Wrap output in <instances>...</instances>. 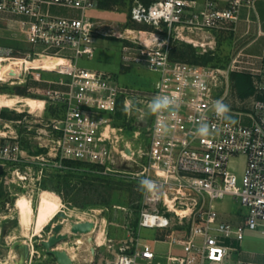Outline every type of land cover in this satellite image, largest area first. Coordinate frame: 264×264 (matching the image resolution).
<instances>
[{"label":"built area","instance_id":"1","mask_svg":"<svg viewBox=\"0 0 264 264\" xmlns=\"http://www.w3.org/2000/svg\"><path fill=\"white\" fill-rule=\"evenodd\" d=\"M50 5L78 9L81 16H52L43 10ZM93 6L94 0H0V15L21 16L9 22L20 25L30 44L44 46L34 52L36 55L45 52L66 60L60 69L45 70L66 76L57 81L66 89L43 90L45 100H42L63 109L45 120L28 121L24 116L23 122L29 130L33 124L39 125L36 132L40 138L44 136V144L40 146L59 161H82L112 171L118 160L144 158L136 174H144L156 187L148 192L139 225L168 230V238L183 251L180 255H167L166 264H228L231 249L224 245L223 238L241 240L243 229L264 234V52L256 66L237 40L230 62L222 68L172 60L169 51L176 41L202 51L213 49L216 34L233 35L241 7L253 8L254 0H131L130 25L146 28L128 26L120 31L92 21L87 11ZM101 35L127 40L128 44L122 46L125 66L142 63L158 72L152 91L128 89L119 85L110 73L76 64L78 57L92 56L96 50L94 41ZM65 51H70L73 57L64 56ZM13 53L14 48L0 45V69L6 61L16 58ZM30 70H34V80H40L39 70L43 69L24 66L19 75L7 81L26 76ZM233 72L250 76L251 95L238 96L232 86ZM173 93L180 98V107L175 119L168 121L170 132L161 135L157 116L148 112L147 105L154 95ZM216 100H223L230 105V113L247 117L250 123L218 119L212 110ZM121 104L128 115L133 110L137 120H146L143 134L146 142L138 148L124 137L126 126L113 124ZM240 108L243 112L237 111ZM202 122L213 129L207 138L195 136V128ZM132 132L138 136L141 128ZM23 152L13 122L0 117V164L4 168L0 181L8 180L7 163L20 160ZM241 156L244 164L239 177L230 163L238 162ZM226 196L247 209L238 226L222 220L216 208V202ZM178 209L188 213L179 214ZM89 220L96 229L97 222ZM76 239L72 242L76 243ZM133 240V237L123 240L114 260H104L103 264H159L152 244L140 238L135 243ZM31 249L32 255V246ZM26 264H31L30 259ZM84 264L94 261L90 259Z\"/></svg>","mask_w":264,"mask_h":264},{"label":"rangeland","instance_id":"2","mask_svg":"<svg viewBox=\"0 0 264 264\" xmlns=\"http://www.w3.org/2000/svg\"><path fill=\"white\" fill-rule=\"evenodd\" d=\"M43 10H45V6ZM128 26L146 28L142 25H130V23ZM122 27L124 26L121 25L118 28L122 29ZM232 38V33H218L216 34V45L213 49L209 48L207 51H202V49L195 47L199 54H204L203 57L198 59V63L226 67L234 53L231 48ZM100 39L91 57L83 55L77 58L78 65L110 73L119 85L128 89L138 92L153 90L154 84L159 78L158 72L150 70L142 63L124 65L122 46L127 44V40L111 36L100 37ZM0 45L14 48L13 55L16 56L15 59L22 61V68L24 66L26 68L31 66L33 68L41 67L39 59L36 58L39 56L34 52L41 51L44 46L42 44H30L27 41L26 33L19 24L0 18ZM49 51L52 52L54 49H49ZM207 52H210V54ZM44 54L47 53L44 52ZM14 60H8L4 64ZM61 63H66V61ZM41 69L43 70H39L40 86H45V82L53 83L60 78L66 79L64 75L61 76L54 73V71ZM34 77V70H30L26 76L21 75L18 79L0 81V95L6 94L23 99L31 98L35 101L33 108H30L26 103H24V106L22 103H17L9 107H0V117L13 122L24 151L20 160L7 163L8 180L6 182L4 179L0 181V264L11 262V255H25L24 245L29 246L31 264H51L55 259L52 255L46 254L41 241L47 239L48 234L52 231L53 224L62 221L69 224L72 221L91 219L97 222L95 231L102 228L106 234V245L102 246H95L94 241L89 242V239H86L85 245L82 244L80 248L78 245H74L73 242L68 245L59 244L58 247H61L59 249L65 247L68 252L71 246H75L73 252L75 264H84L85 261L90 259H93L94 264H103L104 260L113 261L119 252L118 246L120 243L123 240L128 241L130 237L134 238V243L137 238L152 240L156 232L155 228L139 225L141 210L146 206L145 203L149 196L148 190H141L139 187V178L145 177V175L136 174L140 172V163L144 162V158L135 156L127 160H118L112 166L114 169L112 171H104V167L100 166L99 169L96 168L92 171L79 165L76 168L71 167L77 165H66L63 160L59 161L57 157L48 156L46 154L48 149L40 146L44 144V136L41 135L40 138V135L36 132L39 125L33 124V127L29 130L28 124L23 122V117L26 116L25 120L28 121L45 120L53 116L56 110H62L63 108L42 101L45 100L44 91L31 89L35 82ZM20 90H22L21 93ZM8 100L7 97H0L2 105L9 102ZM237 111L243 112V109L240 108ZM3 114L6 117H3ZM230 115L235 123L239 121L243 124L248 123L239 114ZM145 121L137 120L133 110L128 115L125 107L121 104L118 107L113 124L115 126H126L124 137L134 147L138 148L140 144L146 142L143 135ZM139 127L141 128V134L134 136L132 130H138ZM243 164L244 157L242 156L238 162L232 161L230 163L239 177L242 174ZM57 174L65 177L55 176ZM69 174L70 176H68ZM18 176H25V178L20 179ZM63 180H67V183ZM45 186L55 188L63 195V199L56 192L43 189ZM216 208L224 213L235 211L246 213L247 211L246 208L241 206L240 202L231 196H226L224 199L217 201ZM28 209L34 213V217H30L33 223L31 237H25L21 233L28 216H31V211L29 212ZM69 227L70 225H66L65 231H68ZM94 232L88 234L89 237L92 236V240H94ZM86 236L72 235L71 241L76 238H86ZM31 246L33 247L32 255ZM92 246L95 247L94 253L91 249ZM173 252L178 255L182 254V247H175ZM156 260L163 263L164 257H158Z\"/></svg>","mask_w":264,"mask_h":264},{"label":"crops","instance_id":"3","mask_svg":"<svg viewBox=\"0 0 264 264\" xmlns=\"http://www.w3.org/2000/svg\"><path fill=\"white\" fill-rule=\"evenodd\" d=\"M131 6V0H94V6L88 11L87 16L94 21L103 24L108 29H114L115 31H120L118 28L121 25L125 28L129 25V9ZM45 12L52 16L59 17H71L79 18L81 12L78 9L59 6V5H50L45 6ZM1 19L17 20L22 18L21 16L11 15V14H2L0 15ZM103 37L109 36H98L96 37L94 43L95 46L98 45V42ZM117 38L115 36H111ZM120 39V38H117ZM238 40L240 43L239 47H242V51L246 56H250L255 61V65H259L258 57L264 52V0H254L253 8L246 6L241 7L239 11L238 20L236 22V30L233 34L231 48L235 51L237 44L235 41ZM127 42V41H126ZM128 44V42H127ZM69 52V53H68ZM64 56L73 57V54L70 51H65ZM62 61H45V66L35 68H44L45 70H56V68L61 64ZM77 64V60H76ZM78 65V64H77ZM80 66V65H78ZM81 67V66H80ZM54 68V69H53ZM85 68V67H84ZM38 83V84H37ZM41 81L35 80L34 84L31 86V89H59L65 90L66 86L59 84L58 82H45V86H40ZM236 114V113H230ZM240 116V115H239ZM244 117V116H243ZM248 124L250 120L247 117H244ZM241 160V157L238 158ZM221 219L227 222H230L236 226L241 224L243 216L245 213L221 212ZM154 237L152 240L143 238L144 241L149 242L155 248L157 258L164 257V262L159 264H166V257L174 253V248L179 247L180 245L173 243L168 238V230L156 229ZM50 234V233H49ZM48 234V235H49ZM106 236V234H105ZM109 238V237H106ZM72 239V238H71ZM223 243L230 250V260L228 264H237L238 262H258L264 263V234L260 230H249L243 229V238L241 240L236 239L235 237L223 238ZM73 241V240H72ZM61 242L60 244L72 243ZM61 248V247H58ZM65 247H62V249ZM158 249V250H157ZM70 254V253H69ZM178 255V254H176ZM51 264H57L55 260Z\"/></svg>","mask_w":264,"mask_h":264},{"label":"clouds","instance_id":"4","mask_svg":"<svg viewBox=\"0 0 264 264\" xmlns=\"http://www.w3.org/2000/svg\"><path fill=\"white\" fill-rule=\"evenodd\" d=\"M197 87H202L201 84H197ZM180 107V98L175 94L165 95L157 94L149 101L147 108L148 112L157 116V128L161 135H167L171 128L168 123L169 119H175ZM212 110L216 117L221 120H226L231 123H235L230 115V105L224 103L223 100H216L212 104ZM213 129L207 122L199 123L195 128V136L200 138H207L211 135ZM139 187L141 190L152 191L155 189L156 184L149 178H139Z\"/></svg>","mask_w":264,"mask_h":264},{"label":"bare ground","instance_id":"5","mask_svg":"<svg viewBox=\"0 0 264 264\" xmlns=\"http://www.w3.org/2000/svg\"><path fill=\"white\" fill-rule=\"evenodd\" d=\"M36 58L39 59V64L41 66L45 64V61H62V62L66 61L65 59H63L61 57H55V56H52V55H45V54L40 55L39 57H36ZM65 65H66L65 63H61L56 68H61V67L65 66ZM31 67H33V66H31ZM21 70H22V61L20 59H15L13 62L6 63L5 65H3L1 67V69H0V79L8 80L10 77H12V76H14L16 74L19 75ZM0 97L1 98H6V97L9 98V100H8L9 102H7L5 105H2V102L0 101V107H2V106L9 107L10 105L17 104V103H22L23 106H24V103H26L28 106H30V108H33V106L35 105V101L33 99H31V98L23 99V98H19V97L8 96L6 94H1ZM28 211L29 212L31 211V216H28V219H27V221L25 223V226L21 230L22 235L25 236V237H31L32 224H33L32 223V218L34 217V213L32 212V210L28 209ZM177 211H178L179 214L188 213V210H180L179 209ZM30 217H32V218L30 219ZM92 233H90V234H92ZM83 236H85V235H83ZM88 237L89 236L87 235L86 238H84V237L77 238L76 239V243H74V245L76 244L80 248V246L82 244H84L85 240L88 239ZM93 241H94V243L96 245H102L105 242L104 229L101 228V229L96 230L94 232V240ZM74 250H75V246H71L69 253H70L72 258H74V254H73ZM21 262H22V257L21 256L11 255V262L10 263L18 264V263H21ZM10 263L9 262L8 263L5 262V263H2V264H10Z\"/></svg>","mask_w":264,"mask_h":264},{"label":"water","instance_id":"6","mask_svg":"<svg viewBox=\"0 0 264 264\" xmlns=\"http://www.w3.org/2000/svg\"><path fill=\"white\" fill-rule=\"evenodd\" d=\"M129 152V150L127 151ZM3 165L0 164V176L3 173ZM66 225H70L69 230L65 231ZM95 230V223L90 220L86 221H72L69 224H66L64 221L57 222L52 226V231L47 237V239L42 240L41 244L43 245L46 254L52 255L57 264H75L74 259L71 257L69 252L65 249H59L58 245L61 242L71 241L72 235H88ZM89 241L92 242V236H90ZM25 255L22 257V262L18 264H26V261L29 259V247L24 245ZM92 252L94 253L95 247H91ZM12 264V263H10Z\"/></svg>","mask_w":264,"mask_h":264},{"label":"trees","instance_id":"7","mask_svg":"<svg viewBox=\"0 0 264 264\" xmlns=\"http://www.w3.org/2000/svg\"><path fill=\"white\" fill-rule=\"evenodd\" d=\"M207 53L210 54V52H207ZM203 56H204V54H199L197 52L196 48L193 47L192 45L184 43V42H178V41L174 42L172 48L169 51V57L172 60H180V61L196 63V64H201V65H210L208 63H198V59L200 57H203ZM207 59H208V56H207ZM231 81H232L233 88L237 91L238 96L240 98H245V97H247L253 93V87H252L251 79L247 73L233 72V73H231ZM21 92H22V90H20V93ZM3 117H6V115L3 114ZM63 161L65 162L66 165L67 164L68 165L69 164H76L77 166H71L74 168L78 167V165H79V166H82L83 168H88L92 171L96 168L99 169L98 165L91 164V163L69 160V159H65ZM55 176L65 177L64 175H61V174H57ZM68 176H70V174ZM63 181L65 183H67V180H63ZM43 189L52 190V191L56 192L63 199V195H61V193L59 191H57L55 188H50L48 186H45V188H43Z\"/></svg>","mask_w":264,"mask_h":264}]
</instances>
